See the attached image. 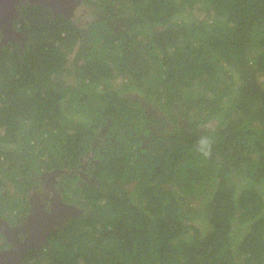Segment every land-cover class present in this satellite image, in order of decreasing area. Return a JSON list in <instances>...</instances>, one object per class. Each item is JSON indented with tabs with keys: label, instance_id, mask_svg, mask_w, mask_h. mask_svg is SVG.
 <instances>
[{
	"label": "trees",
	"instance_id": "obj_1",
	"mask_svg": "<svg viewBox=\"0 0 264 264\" xmlns=\"http://www.w3.org/2000/svg\"><path fill=\"white\" fill-rule=\"evenodd\" d=\"M102 6L84 31L24 4L0 45L3 208L66 161L95 178L24 264H264V0Z\"/></svg>",
	"mask_w": 264,
	"mask_h": 264
},
{
	"label": "flooded vegetation",
	"instance_id": "obj_2",
	"mask_svg": "<svg viewBox=\"0 0 264 264\" xmlns=\"http://www.w3.org/2000/svg\"><path fill=\"white\" fill-rule=\"evenodd\" d=\"M112 1L113 0H62L61 2L57 3V4L62 5V7H58V10H57L58 12H55L49 6L48 7L53 12L54 17L64 15L68 18H71L73 20L72 22L76 23L78 26H80L85 31V30H88L90 25H93L94 20L96 19L100 20L103 18L102 12H104L105 9L102 6V4H111ZM14 4H16V7L19 11V14L14 18V22H13L14 27L19 31L25 32L24 30L19 28L20 23L17 20L18 18L24 16L21 8H23L24 4L35 5V4H44V3L32 2L30 0H20L19 2H15ZM0 32H1L0 40H2L4 33L1 31V29H0ZM14 41L19 42L21 48L24 47L25 42H26L25 40L23 44V41L21 39L14 40ZM8 42L9 41H7L6 43ZM82 158L84 160L82 164H77L75 166H72L66 161L62 167L54 168L51 170H43L44 175H42L43 173L41 172L42 174H40L39 177H35L36 181L34 184L31 185V189L28 193L30 207L27 212L20 214L21 220L19 219L20 218L19 216H16L14 218L12 217L16 213L15 214L13 213L12 215L10 214L7 215L6 213L7 210L3 208V205L0 199V211L2 215L7 219L8 224L12 226L14 229V228H18L20 225L24 223L28 215L32 212L31 200L33 198L36 199L39 203H41L47 211H51L52 205H53V199L55 196L54 189H57L61 193L62 198L66 203L75 204L79 206V208L83 209L84 211V208L79 205V201L78 200L76 201V199H74L75 198L74 196H73V199H68L63 192L64 187L69 188L71 184H73V186H76V184L79 182L78 178L74 177L73 179L71 175L78 174L79 176L84 177L85 180L92 179V182L95 181L93 179L94 176H90V172L88 171L89 159H86L84 157ZM55 169H59L60 171L59 173H56L54 177L51 172L54 171ZM27 235H28V232L26 231L15 230L11 234V237L13 238V240H10L4 234L3 237H0V249L16 248L17 247L16 244L18 243V241L24 242ZM27 253L25 254V257Z\"/></svg>",
	"mask_w": 264,
	"mask_h": 264
},
{
	"label": "water",
	"instance_id": "obj_3",
	"mask_svg": "<svg viewBox=\"0 0 264 264\" xmlns=\"http://www.w3.org/2000/svg\"><path fill=\"white\" fill-rule=\"evenodd\" d=\"M19 1L20 0H0V29L4 33L2 40H0V45L7 41L18 39H21L24 44L27 38L26 33L17 30L13 23L14 18L19 14L16 4L14 3ZM30 1L44 3V5L51 7L55 12H58V7H62L61 4H57L62 0ZM59 171V169H55L51 173L55 177V174L59 173ZM42 175H44V173ZM93 179L95 180V178ZM54 192L55 196L52 210L47 211L41 203L33 198L31 200L32 212L18 228L13 229L0 211V231L5 234L7 238L13 240L11 234L15 230L28 232L24 242L18 241L16 248L0 249V264H24L25 261L23 258L30 248L35 247L39 249L44 244H48V236L56 227L64 226L70 216L80 215L82 213L83 209L79 208V206L66 203L57 189H54Z\"/></svg>",
	"mask_w": 264,
	"mask_h": 264
},
{
	"label": "rangeland",
	"instance_id": "obj_4",
	"mask_svg": "<svg viewBox=\"0 0 264 264\" xmlns=\"http://www.w3.org/2000/svg\"><path fill=\"white\" fill-rule=\"evenodd\" d=\"M119 1L121 2V0H119ZM73 57H74V54L71 55V59H70V62H69L70 65H71L72 67L74 66V65H73ZM117 83H119V81H118ZM134 95H135L136 97L140 98V99L143 98V95H141L140 93H135ZM151 110L161 113V111L158 110V109L155 108V107H151ZM72 183H74V182H72ZM71 187H72V188L74 187L73 184H71V185L69 186V188H70L71 190H73ZM66 190H67V189L65 188V189H64V194H65V196H66L68 199H73L72 195H71V194L69 195L68 193H69V192L74 193V191H69V192L67 191V192H66ZM6 213H7V215H9V213H8L7 211H6Z\"/></svg>",
	"mask_w": 264,
	"mask_h": 264
}]
</instances>
